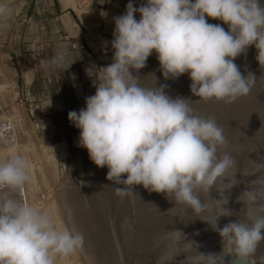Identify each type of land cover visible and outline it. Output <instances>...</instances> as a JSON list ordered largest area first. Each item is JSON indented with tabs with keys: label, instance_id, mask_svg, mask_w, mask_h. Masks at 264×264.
Here are the masks:
<instances>
[{
	"label": "clouds",
	"instance_id": "clouds-1",
	"mask_svg": "<svg viewBox=\"0 0 264 264\" xmlns=\"http://www.w3.org/2000/svg\"><path fill=\"white\" fill-rule=\"evenodd\" d=\"M9 15L7 0H0V24ZM206 17L222 21L228 30L208 23ZM113 19V62L85 69L95 93L85 98V107L68 112L69 121L79 129L78 146L87 149L97 167L108 168L109 181L124 185L113 186L121 199L130 198L132 186L142 185L201 213L207 205L200 193L209 194L218 180L227 177L225 187H217L221 199L215 200V219L204 221L218 232L223 249L226 246L235 257L234 264H255L249 258L264 241V214L249 209L247 222L236 219L218 225L219 217L233 214L223 207L228 204L224 191L237 184L232 182L237 181L236 173L232 179L227 175L236 166L235 159L219 151L226 143L223 129L213 118L194 114L189 98L170 97L167 85L141 87L130 69L144 68L155 52L165 80L188 74L192 95L233 103L248 95L257 80L252 72L243 76L235 58L254 45L256 60L264 66V5L261 0H144L134 7L129 0L125 13ZM63 59L58 55L53 63L61 65ZM27 169L20 155L0 160V264H56L57 256L83 248L84 236L8 194L9 189L23 191ZM256 199L252 190L238 197L246 206ZM180 232L169 231L164 238L176 241ZM205 256L210 257L209 264H217V254L201 253L198 260Z\"/></svg>",
	"mask_w": 264,
	"mask_h": 264
},
{
	"label": "water",
	"instance_id": "water-1",
	"mask_svg": "<svg viewBox=\"0 0 264 264\" xmlns=\"http://www.w3.org/2000/svg\"><path fill=\"white\" fill-rule=\"evenodd\" d=\"M264 5V4H262ZM210 23V20L209 22ZM216 24V23H215ZM256 54H249L248 48L235 58L243 76L252 72L257 80L251 92L236 99L233 103L209 100L204 101L192 95L190 79L185 80L187 88H175L174 79L165 80L159 74L144 83V88L167 85L166 93L172 97L189 98L187 101L193 113L203 118H213L223 129L225 145L220 152L230 153L236 166L227 174L237 183L231 189H225L224 196L228 204L223 207L232 211L231 216H221L218 225L223 227L229 221L238 219L247 222L249 209L255 214H264V66L260 67ZM78 173L84 178V148L78 151ZM17 155L16 147L0 144V160ZM226 177L217 181V187L223 189L228 183ZM215 185L209 194L200 193L207 207L201 213H195L188 205L176 203L162 193L150 192L142 185L132 186L130 194L133 208L126 205L116 208L112 214L108 202V225L100 224L94 217L81 208V200H75L73 192L57 191L54 213H59L56 224L69 230L79 231L84 236V245L66 257L57 256L56 264H209L210 257L203 261L201 253L217 254V264H234L235 257L228 248L222 247V238L212 230L207 221H213L217 215V203L221 194ZM252 190L257 194L255 203L247 206L238 200L242 192ZM8 194L16 199H24L23 191L9 189ZM160 210L154 206V205ZM172 230L181 231L179 239H166L165 234ZM255 264H264V241H261L255 253L249 258Z\"/></svg>",
	"mask_w": 264,
	"mask_h": 264
},
{
	"label": "rangeland",
	"instance_id": "rangeland-1",
	"mask_svg": "<svg viewBox=\"0 0 264 264\" xmlns=\"http://www.w3.org/2000/svg\"><path fill=\"white\" fill-rule=\"evenodd\" d=\"M128 2L94 0L88 5L84 1L82 45L76 52L63 54L61 65L53 63L58 55L52 50L40 49V43L39 49L35 47L31 54L24 52L27 47L23 39L8 33L6 24H0V122L8 128L9 146H15L17 155L28 165L29 179L23 188L25 202L52 214L55 222L59 215L53 211L57 191L70 189L75 200H81V208H85L87 200L86 214L104 225L109 223L108 202L112 214L123 205L124 199L114 195L113 186L123 188L124 185L109 181L108 168L97 167L85 148L84 178L78 173V151L82 147L77 143L79 129L69 121L68 112L85 107V98L95 93L85 69L105 67L113 62L114 50L110 43L115 27L113 18L125 13ZM142 3L144 0H133L134 7ZM135 16L140 18L139 13ZM208 18L207 22L221 24L228 30L222 21ZM256 51L254 45L248 47L249 54ZM130 72L144 87L145 82L161 74L156 53L149 56L144 68L130 69ZM187 79L188 74L175 78V88H187ZM126 205L133 208L131 197L126 198Z\"/></svg>",
	"mask_w": 264,
	"mask_h": 264
},
{
	"label": "crops",
	"instance_id": "crops-1",
	"mask_svg": "<svg viewBox=\"0 0 264 264\" xmlns=\"http://www.w3.org/2000/svg\"><path fill=\"white\" fill-rule=\"evenodd\" d=\"M94 0H7L10 15L3 24L8 33L22 38L30 54L35 49L52 50L56 55L76 52L85 25L82 6ZM36 47V48H35ZM35 48V49H34Z\"/></svg>",
	"mask_w": 264,
	"mask_h": 264
},
{
	"label": "bare ground",
	"instance_id": "bare-ground-1",
	"mask_svg": "<svg viewBox=\"0 0 264 264\" xmlns=\"http://www.w3.org/2000/svg\"><path fill=\"white\" fill-rule=\"evenodd\" d=\"M175 82V81H174ZM176 83H178V82H176ZM175 83V84H176ZM182 83V82H181ZM177 86V85H176ZM1 121H2V119H0ZM3 126V127H2ZM7 130H8V128H7V126H6V124H2L1 122H0V144H4L6 147H8L9 146V144H10V142L8 141L9 140V135L7 134ZM110 185V184H109ZM109 187V186H108ZM54 206V205H53ZM54 211V210H53ZM93 211V210H92ZM90 213V212H89ZM52 215V214H51ZM55 215V214H54ZM53 215V216H54ZM94 215V214H93ZM56 216V215H55ZM57 218V217H56ZM97 219V218H96ZM54 220H55V218H54Z\"/></svg>",
	"mask_w": 264,
	"mask_h": 264
},
{
	"label": "flooded vegetation",
	"instance_id": "flooded-vegetation-1",
	"mask_svg": "<svg viewBox=\"0 0 264 264\" xmlns=\"http://www.w3.org/2000/svg\"><path fill=\"white\" fill-rule=\"evenodd\" d=\"M208 19H210V18H208ZM212 19V18H211Z\"/></svg>",
	"mask_w": 264,
	"mask_h": 264
}]
</instances>
